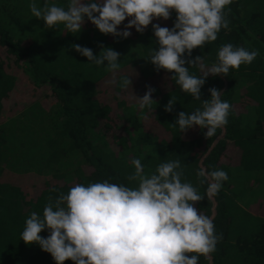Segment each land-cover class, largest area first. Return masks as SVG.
Wrapping results in <instances>:
<instances>
[{
    "label": "trees",
    "instance_id": "16d2710c",
    "mask_svg": "<svg viewBox=\"0 0 264 264\" xmlns=\"http://www.w3.org/2000/svg\"><path fill=\"white\" fill-rule=\"evenodd\" d=\"M228 7L229 29L194 49L190 58L202 55L210 65L224 43L262 55L228 77L206 78L201 100L214 87L231 104L226 127L206 139L207 129L181 133L170 125L180 111L191 112L201 102L181 92L171 73L156 71L146 60L156 47L151 25L142 34L131 29L121 39L101 34L85 20L81 32L73 35L62 25L46 29L32 17L29 0H0V264H54L38 245L20 240L25 219L32 211L42 212L47 198L57 194L51 188L66 193L76 183H128L133 158L141 159L146 172L161 160L179 159L185 179L201 194L206 185L199 184V167L226 171L229 179L214 200L195 205L214 217L222 234L213 262L264 264V0H234ZM174 19L175 13L153 23L171 28ZM73 44L91 48L94 55L101 45L119 52L117 79L129 76L131 88L109 84L112 74L90 66ZM17 64L22 67L18 77L9 71ZM189 71L201 74L198 66ZM20 86L24 93H18ZM136 86L144 93L146 86L155 89L153 113L138 109L132 95ZM170 98L176 103L169 113L164 106ZM19 174L43 180L42 188L27 197L18 186ZM40 235L47 236V231ZM199 264H206L203 257Z\"/></svg>",
    "mask_w": 264,
    "mask_h": 264
},
{
    "label": "clouds",
    "instance_id": "9594fccd",
    "mask_svg": "<svg viewBox=\"0 0 264 264\" xmlns=\"http://www.w3.org/2000/svg\"><path fill=\"white\" fill-rule=\"evenodd\" d=\"M234 0H29L32 17L42 20L46 29L63 26L66 33L81 32L85 20L101 34L126 39L134 29L142 34L151 25L156 47L148 58L156 71L171 73L180 91L200 101L191 112L180 111L175 122L181 133L194 127L206 139L216 136L226 127L231 104L222 99L224 92L209 88V98L201 100V88L209 76L228 77L232 70L251 64L259 55L232 43L221 44L216 60L204 63L202 55L190 58L198 47L217 40L221 30L229 29L228 14ZM171 28L153 23L169 20ZM127 19L123 29L119 26ZM86 57L90 66L103 67L112 74L109 84L131 88L129 76L117 79L121 69V54L111 47L100 46L98 54L79 44L71 45ZM187 65V66H186ZM199 67L200 75L190 67ZM142 97L133 95L140 111L153 113L155 89L146 86ZM175 100L164 106L172 112ZM134 171L128 183L110 179L76 183L68 191L49 196L42 212L32 211L24 221L20 240L26 245L36 244L48 254L54 264H214L212 254L222 239L214 217L195 206L207 199L213 201L229 177L220 168L201 166L196 171L203 194L185 179L179 159L161 160L155 169L145 171L140 158L130 161ZM47 231V236L40 233Z\"/></svg>",
    "mask_w": 264,
    "mask_h": 264
},
{
    "label": "rangeland",
    "instance_id": "374dc122",
    "mask_svg": "<svg viewBox=\"0 0 264 264\" xmlns=\"http://www.w3.org/2000/svg\"><path fill=\"white\" fill-rule=\"evenodd\" d=\"M259 55H262V53L259 52ZM260 57L264 58L263 56H260ZM3 61H5L6 63L9 62L8 59H3ZM9 71L11 72L12 75H16V77H18V76H21L22 67L20 64H17L13 68H10ZM132 74H133V76H135L137 74V72L133 71ZM25 91H26V89L24 86H20L18 89V93H24ZM143 93H144L143 87L136 86L133 89L132 95L140 97ZM46 102L49 103L48 98H47ZM15 177H18V183H19L18 186L21 188V191L24 192L25 195H27V197H30L32 194H34L35 192H38L40 190V188H42L43 180L42 181H40V180L35 181L34 178L26 177L23 174L16 175ZM22 178H25V179H22ZM36 179H38V178L36 177ZM14 182L16 183V180H14Z\"/></svg>",
    "mask_w": 264,
    "mask_h": 264
}]
</instances>
